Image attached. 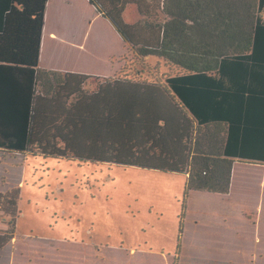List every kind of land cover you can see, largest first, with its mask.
Wrapping results in <instances>:
<instances>
[{
	"label": "trees",
	"instance_id": "trees-1",
	"mask_svg": "<svg viewBox=\"0 0 264 264\" xmlns=\"http://www.w3.org/2000/svg\"><path fill=\"white\" fill-rule=\"evenodd\" d=\"M47 3L0 0V152L184 174L185 199L264 165V0H89L134 54L108 78L40 68ZM20 199L0 192V251Z\"/></svg>",
	"mask_w": 264,
	"mask_h": 264
},
{
	"label": "rangeland",
	"instance_id": "rangeland-1",
	"mask_svg": "<svg viewBox=\"0 0 264 264\" xmlns=\"http://www.w3.org/2000/svg\"><path fill=\"white\" fill-rule=\"evenodd\" d=\"M55 12L46 13L43 50L58 52L67 71L78 57L74 70L108 78L134 57L96 10L87 27ZM186 181L184 174L0 152V192L19 188L21 197L0 264H264V165L235 161L228 195L185 199ZM6 224L0 213V232Z\"/></svg>",
	"mask_w": 264,
	"mask_h": 264
},
{
	"label": "crops",
	"instance_id": "crops-1",
	"mask_svg": "<svg viewBox=\"0 0 264 264\" xmlns=\"http://www.w3.org/2000/svg\"><path fill=\"white\" fill-rule=\"evenodd\" d=\"M53 2H54V5H55V6H53V8H55V11H56L55 14L59 18V20H62V17L59 15V10L62 9L67 14L70 15V18H73V19L81 18L82 20H84V22H85L84 25L86 27H87L86 22H88L86 19H88L89 17H92L91 15L89 16V14H92V13L95 14L94 13L95 10L97 11L96 7L92 6L89 3V0H48L47 7H46V13L53 11V8L52 9L50 8V3L52 5ZM92 9H94L93 12H91ZM46 13H45V20H46ZM97 13L99 15H101L98 11H97ZM101 17L104 20H106L108 23L112 24L109 20L104 18L102 15H101ZM95 26L98 27L100 25L96 24ZM112 27L114 28L113 25H112ZM72 29H73V27H71V31H73L72 33H73V36H74L75 33L79 32L80 27L78 25L77 27H74L73 30ZM86 30H88V29H86ZM114 30H115V28H114ZM48 35L49 36L51 35V31L50 30L48 32ZM44 37H45V25H44V28H43V36H42V44H41V52H40V68L41 69H46V70L58 71V72H66V73L68 72V73L80 74L79 70H77V71L74 70V69H77L76 66H79L78 57L77 58L73 57L72 59L71 58L69 59V63L75 64V67L72 70H71V68H69V70L67 71L66 69H64L66 67V65H65L66 63H61V62L57 61V60H59L58 57L61 56V55L58 54V52L55 53L54 50L51 49V48H50L51 51H50V49H49V51H47V49L43 50ZM65 59H68L67 56L62 57V60L61 59L60 60L61 61H65ZM72 61H74V62L72 63Z\"/></svg>",
	"mask_w": 264,
	"mask_h": 264
}]
</instances>
